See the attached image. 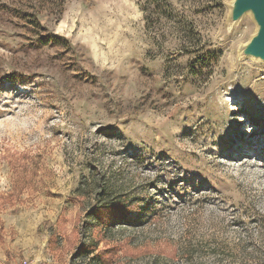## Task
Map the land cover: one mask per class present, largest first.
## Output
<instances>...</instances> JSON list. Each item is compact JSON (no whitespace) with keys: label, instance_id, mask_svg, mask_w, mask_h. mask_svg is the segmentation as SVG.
I'll return each instance as SVG.
<instances>
[{"label":"rangeland","instance_id":"374dc122","mask_svg":"<svg viewBox=\"0 0 264 264\" xmlns=\"http://www.w3.org/2000/svg\"><path fill=\"white\" fill-rule=\"evenodd\" d=\"M230 0H0V264H264V63Z\"/></svg>","mask_w":264,"mask_h":264},{"label":"water","instance_id":"95a60500","mask_svg":"<svg viewBox=\"0 0 264 264\" xmlns=\"http://www.w3.org/2000/svg\"><path fill=\"white\" fill-rule=\"evenodd\" d=\"M228 8V29L245 15H249L255 24V30L248 41L238 48L239 57L264 63V0H230Z\"/></svg>","mask_w":264,"mask_h":264},{"label":"built area","instance_id":"2783aa9c","mask_svg":"<svg viewBox=\"0 0 264 264\" xmlns=\"http://www.w3.org/2000/svg\"><path fill=\"white\" fill-rule=\"evenodd\" d=\"M24 264H33V263H27V262H25Z\"/></svg>","mask_w":264,"mask_h":264}]
</instances>
